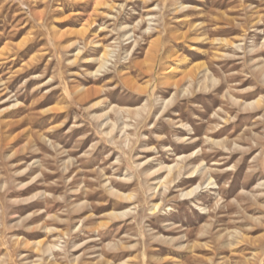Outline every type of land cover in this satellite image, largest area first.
<instances>
[{
	"label": "rangeland",
	"instance_id": "374dc122",
	"mask_svg": "<svg viewBox=\"0 0 264 264\" xmlns=\"http://www.w3.org/2000/svg\"><path fill=\"white\" fill-rule=\"evenodd\" d=\"M262 70L264 0H0V264H264Z\"/></svg>",
	"mask_w": 264,
	"mask_h": 264
},
{
	"label": "bare ground",
	"instance_id": "6f19581e",
	"mask_svg": "<svg viewBox=\"0 0 264 264\" xmlns=\"http://www.w3.org/2000/svg\"><path fill=\"white\" fill-rule=\"evenodd\" d=\"M111 51L112 50H110L109 48L104 49L101 57L99 58L100 65H99V68L97 71H101L104 67H106V65L109 62V56L111 55ZM78 54H79V52H78ZM263 72H264V70L261 71V73H263ZM189 78H190V81H195V77L192 74L189 75ZM208 80H210L209 74L205 73L203 81L206 83ZM211 80L214 82L216 81L214 78H212ZM175 85L178 86L177 83ZM213 85H215V83ZM185 91L190 93L191 90L186 88ZM191 93L194 95L193 92H191ZM194 96H193V98H194ZM174 98H172L170 101H173ZM231 99L233 100L234 103L239 102L237 100V97H236V99H234V97L231 96ZM245 105H247L248 107L251 105H255V108L264 107V96H261L252 102L245 103L244 107H245ZM244 107L242 109H244ZM221 110H222V108H221ZM127 112H131V111L127 110ZM135 114L140 115L138 113V111H135ZM216 115L222 117L226 124L231 121V116H229L228 112L226 113L227 117L221 115L220 112H216ZM178 123H181L182 127H185L188 129V124L185 123L184 121L180 120ZM126 126H128V125H126ZM202 127H203V125L197 126L196 127L197 129H196L194 135L191 136L189 138V140H192L194 143H197L198 141H200V139L198 140L197 138L196 139H194V138L197 136V131H199ZM114 129H115V124L113 125V128L110 131H108L107 133L111 134L114 131ZM188 130H190V129H188ZM193 130H195V129H193ZM210 139H211V137L208 138V140H210ZM213 142L217 146L225 147V143H224L225 140H223V139L213 140ZM177 150H179V148H176V150L174 149V151H177ZM195 152L196 151H194L190 154H185V155L179 156L174 164H166V163L160 162L159 167H157V168L151 167L147 170H143L146 177H151V176L157 175L161 171H165L167 173L164 177L157 178V181L154 182L155 183L154 188H150V189L156 191V192H154L153 197H155L156 193H158L159 191H162L159 194L165 195L169 190H171L172 186H174V187L178 186L179 187V186L186 185L190 182H193L196 178H198V173L200 171H202L203 176H205L208 173L205 170L203 171L202 166L204 164V160H205L204 158L206 156H208V153H210V152H208L207 150H204V148H202V153L194 156ZM212 153H216V152L213 151ZM139 165H141V164H139ZM183 175H186V176L181 178ZM212 181H213V177L210 176L208 183H207V186L213 184ZM203 184H205V183H202V181H201L198 185H196L190 189L182 190L181 196L186 197L185 199L195 198L196 201L198 200L200 202L201 199L198 195V192H199L200 188L203 186ZM116 193L119 194L120 196H122V198H124V200H126V201H130L133 198H135V196H136L134 193H129V194H121L118 192H116ZM163 204H164V199L162 198L161 202H154L151 205L152 206L151 210L154 213H156L157 211L161 210ZM131 210L132 209L130 208V209H126L122 212H113L112 215L115 217H118V216L126 217L130 213ZM39 244H41V242H39ZM56 247H58L57 244L46 245V247L44 248V253L53 251L54 249H56ZM121 264H130V263H129V260H126V261L122 262Z\"/></svg>",
	"mask_w": 264,
	"mask_h": 264
}]
</instances>
